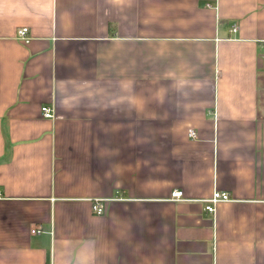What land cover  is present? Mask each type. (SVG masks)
<instances>
[{
	"label": "crops",
	"instance_id": "obj_1",
	"mask_svg": "<svg viewBox=\"0 0 264 264\" xmlns=\"http://www.w3.org/2000/svg\"><path fill=\"white\" fill-rule=\"evenodd\" d=\"M85 260L264 264V0H0V264Z\"/></svg>",
	"mask_w": 264,
	"mask_h": 264
},
{
	"label": "built area",
	"instance_id": "obj_2",
	"mask_svg": "<svg viewBox=\"0 0 264 264\" xmlns=\"http://www.w3.org/2000/svg\"><path fill=\"white\" fill-rule=\"evenodd\" d=\"M238 29V25H234L232 31H236ZM29 28L24 26L18 29L17 31V39L24 43H29L32 39V36L29 33ZM41 111L43 116L52 118L54 117V110L50 105L44 104L41 107ZM190 137H196V132L193 129L189 130ZM172 198L175 200H180L184 198V191L180 189L173 190L171 194ZM232 200L231 195L227 191L215 190L213 194L205 199V210L210 213H214L216 211V207L220 202ZM107 199H93L92 200V210L96 214H104L106 212V202ZM38 228H33L32 232H38Z\"/></svg>",
	"mask_w": 264,
	"mask_h": 264
},
{
	"label": "clouds",
	"instance_id": "obj_3",
	"mask_svg": "<svg viewBox=\"0 0 264 264\" xmlns=\"http://www.w3.org/2000/svg\"><path fill=\"white\" fill-rule=\"evenodd\" d=\"M82 264H88V261H87V260H85V261H83V262H82Z\"/></svg>",
	"mask_w": 264,
	"mask_h": 264
}]
</instances>
